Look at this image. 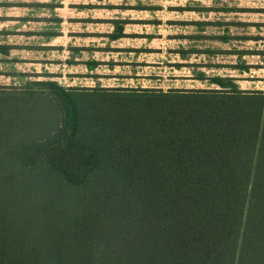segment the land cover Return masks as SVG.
Wrapping results in <instances>:
<instances>
[{
  "label": "trees",
  "instance_id": "trees-1",
  "mask_svg": "<svg viewBox=\"0 0 264 264\" xmlns=\"http://www.w3.org/2000/svg\"><path fill=\"white\" fill-rule=\"evenodd\" d=\"M214 81L221 91L48 81L0 94V151L44 97L36 86L60 112L11 151L20 172H0V264H264V93ZM35 168L61 188L52 201L29 203Z\"/></svg>",
  "mask_w": 264,
  "mask_h": 264
},
{
  "label": "crops",
  "instance_id": "crops-1",
  "mask_svg": "<svg viewBox=\"0 0 264 264\" xmlns=\"http://www.w3.org/2000/svg\"><path fill=\"white\" fill-rule=\"evenodd\" d=\"M0 62L25 84L156 80L167 68L168 92L229 80L264 93V0H0Z\"/></svg>",
  "mask_w": 264,
  "mask_h": 264
},
{
  "label": "rangeland",
  "instance_id": "rangeland-1",
  "mask_svg": "<svg viewBox=\"0 0 264 264\" xmlns=\"http://www.w3.org/2000/svg\"><path fill=\"white\" fill-rule=\"evenodd\" d=\"M14 59V57H12ZM13 65H16V70L18 71H23V72H28V69L24 67V64H21L20 62H14ZM8 67H10V64L8 63H1L0 62V94H6V93H12L15 96L21 97L22 94L27 95L25 91L30 88H27L25 83L18 82L13 78L6 77L5 75L11 74V71H8ZM17 72V71H16ZM19 74V72H17ZM170 75L169 70L167 68L162 69V73L160 78H157L156 80H149L146 78H141L138 80L135 79H125V80H96V79H91V80H76L74 81L75 83L72 84L73 88H78L80 92H85V91H121L120 93H129L131 91H140V89H153L152 91H158L157 88L153 87H162L160 91L162 92H168V88L172 82L169 80L168 76ZM103 78V77H102ZM18 80V77H16ZM31 80H36V78H31ZM39 80V79H37ZM57 81V80H56ZM31 82V81H30ZM42 82V81H41ZM55 82V81H52ZM59 82V81H57ZM64 84V83H63ZM69 85L70 83H65ZM175 85L180 86H185V85H190L189 82H183L182 80L179 79V81H176L174 83ZM99 85V86H98ZM119 85L124 86V87H118ZM63 86V85H62ZM100 86L102 88H100ZM112 86V87H111ZM71 88V87H70ZM103 88H111L109 89H103ZM113 88V89H112ZM34 90H37L38 96H44L41 100H39L38 105H36V108H32L33 112L29 113L23 112L24 114H21L19 116H15L14 120H23L20 122H24L23 125V132L19 130V132H16V136L13 140L9 141L7 140V143L4 144V146L1 148L0 155V163L3 162L6 163L4 166L0 165V172L2 171H13V172H20V170L15 166L10 164V161L13 160V162L17 163V165H20V163L15 159L16 157L10 155L11 151L15 149V147L19 146L22 141H26L29 139H34V140H39L43 139L44 137H48L59 125L60 121V112L58 111L57 106L55 105L54 99L51 95H46V92L41 90L39 86H36V89L33 88ZM166 90V91H165ZM42 92V93H41ZM76 96V95H75ZM96 95L95 94H86L82 93L80 95H77L79 98H86L88 97L89 99L94 98ZM99 100V99H98ZM93 102H89L87 106H90L91 108L98 107L99 109L101 106V103L98 102V105H92ZM30 106V105H28ZM40 109V110H37ZM7 114L5 115V117ZM21 131V132H20ZM20 138V139H19ZM25 138L26 140H21ZM5 145L7 147L5 148ZM4 152V153H3ZM7 155H3V154ZM40 167V165H39ZM41 168V167H40ZM40 168H35L32 171H35V176L34 179L38 180L43 178L40 182L45 183L46 185H41L38 183L34 182V179L32 177L31 179V184L29 185L30 187H27L28 191V200L29 203L33 204L36 203L38 200H40L42 197H44L47 200L52 201V198L54 195L58 192V190H61L59 186L53 185L55 182L51 176L48 175V172L45 173L46 170L40 169ZM143 176L148 178L150 174L143 173ZM137 181V180H136ZM46 182H49L50 184H47ZM39 191V193H38ZM52 194V195H51ZM40 195H43L42 197ZM51 196V197H50Z\"/></svg>",
  "mask_w": 264,
  "mask_h": 264
}]
</instances>
